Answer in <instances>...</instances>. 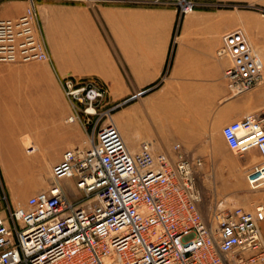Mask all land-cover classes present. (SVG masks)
<instances>
[{"label": "built area", "instance_id": "built-area-1", "mask_svg": "<svg viewBox=\"0 0 264 264\" xmlns=\"http://www.w3.org/2000/svg\"><path fill=\"white\" fill-rule=\"evenodd\" d=\"M25 1L19 17L0 18V63L52 60L38 30V0ZM157 1L174 4L181 16L199 5ZM216 55L231 61L225 78L235 95L264 81L263 58L243 28L226 32ZM64 85L72 100L89 103L87 115L97 114L95 104L106 90L72 78ZM223 137L238 154L259 151L261 160L246 178L252 190L264 188V118L236 120L223 128ZM89 140L87 148L64 152L47 189L24 204L1 199L0 264H264V204L251 212L216 200L205 214L201 157L180 143L155 152L152 141H143L134 152L111 120Z\"/></svg>", "mask_w": 264, "mask_h": 264}, {"label": "rangeland", "instance_id": "rangeland-1", "mask_svg": "<svg viewBox=\"0 0 264 264\" xmlns=\"http://www.w3.org/2000/svg\"><path fill=\"white\" fill-rule=\"evenodd\" d=\"M197 1L199 5L196 10L201 8L230 10L235 17L236 25L234 29L243 28L245 30L246 28L242 24L244 20L247 22L248 20L264 21V0H259L257 3L245 0ZM5 2H24V7L27 6L25 0H2L0 1V10ZM127 8H173L177 11L174 4L158 2L157 0L36 1L38 30L50 51L52 60L51 62L1 64L5 67L4 71L0 73V87L3 90L2 101H5L2 108V116L7 123L5 125H16L15 122L20 123L28 118V115H22V110H26L27 107L34 106L32 109L36 110V106L41 107L45 101H51L54 102L58 111H67L66 117L60 119V123L64 121L63 124L66 127L78 126L77 129L82 134V138L80 146L77 147L87 148L90 142L89 139L95 136V132L99 127L109 123L110 120L114 121L116 108L120 107L119 104L132 94L123 92L124 97L120 100L116 99L114 88L115 68L118 64L124 73V78L128 79L129 76L124 61L125 52H127L125 39L127 35H142L143 32L138 29L126 28L124 22L121 23V21L119 27L116 28L115 19L113 16H108L116 9ZM177 13L175 35H177L181 22L185 18L178 11ZM122 40L124 41L123 44H121ZM70 78L106 90L104 97L95 104L96 115L89 116L85 113L84 110L89 107L88 102H77L67 95L64 83L66 79ZM151 91L146 92L144 95L149 94ZM249 92L257 94L260 99L264 100V81L249 90ZM238 96L240 95H236V97ZM168 97L171 99V107L164 110L170 109L172 118L174 117L182 122L183 127L186 125L190 136L187 141L178 140L174 144L180 143L190 156L201 157L204 161L199 179V185L204 195L202 205L204 213H211L216 200L224 201L228 207H243L251 212H254L258 205L264 204V188L252 190L246 178L247 170L256 164V162L252 165L247 163V154L251 151L246 154H238L231 150L224 138L220 140V131L217 130L213 118L210 124L207 125L210 131L207 135L206 146L201 145L203 133L200 128L203 117L199 113L202 110L199 107V113L196 116L193 93L189 96L188 90L182 88L170 92ZM74 105L78 108V113ZM105 111H110V114L108 116L103 114ZM250 114L264 118V104L257 110L248 111L245 115L236 117V120L243 119ZM73 115L77 116L76 121L70 122V117ZM28 124L26 122L18 126L21 130L17 134L18 137H21V142L27 138L25 136L27 130L21 127H26ZM225 126H222L221 133H223ZM34 132L39 131L34 130ZM73 148L75 146H70L68 149ZM11 153L12 151L8 150L2 157L6 165L5 177L9 187L6 184L0 164L1 196L2 198L8 197L14 205L24 204L30 196L40 190L30 189L26 198L14 200L15 195H12V193L18 191L15 184L16 180L20 175L28 172L30 168H33L34 172L29 173V177L25 178L26 180L31 179L36 174L38 179L42 180L44 174L36 172L34 160L27 159V162L19 163L20 171H15V165L9 164ZM51 171L49 177H51ZM50 181L49 178V183ZM21 197L23 198V196Z\"/></svg>", "mask_w": 264, "mask_h": 264}, {"label": "crops", "instance_id": "crops-1", "mask_svg": "<svg viewBox=\"0 0 264 264\" xmlns=\"http://www.w3.org/2000/svg\"><path fill=\"white\" fill-rule=\"evenodd\" d=\"M1 7L0 18L19 17L26 8L24 2H5ZM108 16H113L116 28L121 21L126 28L143 32L142 35H127L125 39L127 52L124 61L128 79L124 78L118 64L115 68L114 88L117 100L124 97L123 92L127 94L152 90L138 101L122 104L114 112V124L120 129L130 150L137 152L143 141H152L155 152L170 151L175 141H187L190 137L186 125L183 127L182 122L172 118L170 109L164 110L171 107L168 96L172 91L186 88L189 96L193 93L196 116L201 107L199 114L203 117L200 128L203 146H206L210 131L207 125L212 118L222 140V126L263 106L264 100L255 93L246 91L236 97L225 78V70L231 61L227 58L220 59L216 55L223 35L236 25L230 10L197 9L185 16L177 35L174 33L178 13L173 8L116 9ZM242 24L264 61V21L244 20ZM123 43L122 40L121 44ZM1 64L0 73L5 69ZM45 68L47 69L46 65ZM1 89L0 87V164L4 177L6 165L2 157L8 150L18 156L14 163L15 171L19 172V163L27 159L34 160L36 172L44 174L42 180L38 179L37 174L26 180L29 173L34 172L30 168L18 177L15 183L18 191L12 195H15L14 200H21L26 198L30 189L42 191L49 186L51 168L62 159L64 151L70 146H80L82 134L78 132L77 125L66 127L64 121L60 123L67 111H58L51 101H45L41 107L36 106V110L32 109L34 106L25 107L22 115H28V118L20 123L15 122L16 125H5L7 123L2 116L5 101H2ZM26 122L29 124L21 128L27 130L25 136L30 145L22 143L17 134L21 130L18 126ZM35 156L37 157L34 159ZM247 157L250 165L261 160L257 149H253ZM5 181L8 186L6 177ZM1 198L0 192V204H4ZM262 230L264 233V223Z\"/></svg>", "mask_w": 264, "mask_h": 264}, {"label": "bare ground", "instance_id": "bare-ground-1", "mask_svg": "<svg viewBox=\"0 0 264 264\" xmlns=\"http://www.w3.org/2000/svg\"><path fill=\"white\" fill-rule=\"evenodd\" d=\"M90 111L94 112L93 108H91ZM218 138H219V135H218ZM22 143H24L25 145H28V144L30 145V143L28 142V139L27 138L26 139H23L22 140ZM89 144H90V142H89ZM16 157H18V156H16L13 152L10 154V157H9V164L10 165H12V166L15 165L14 163H15Z\"/></svg>", "mask_w": 264, "mask_h": 264}]
</instances>
